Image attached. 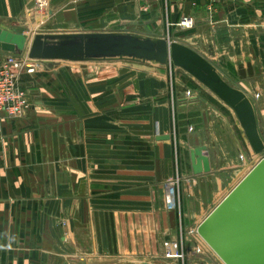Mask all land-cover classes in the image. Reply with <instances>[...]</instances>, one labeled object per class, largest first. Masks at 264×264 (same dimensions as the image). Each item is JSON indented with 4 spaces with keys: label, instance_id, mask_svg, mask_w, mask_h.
I'll list each match as a JSON object with an SVG mask.
<instances>
[{
    "label": "crops",
    "instance_id": "obj_1",
    "mask_svg": "<svg viewBox=\"0 0 264 264\" xmlns=\"http://www.w3.org/2000/svg\"><path fill=\"white\" fill-rule=\"evenodd\" d=\"M194 3L0 0V29L130 32L184 43L249 96L264 141V0ZM185 17L192 29L177 26ZM5 56L0 51V65ZM108 63L42 62L44 101L19 119L0 115V264H179L164 258L162 244L178 235L164 193L178 164L173 118L196 108L206 91L178 68L171 83L167 66ZM34 77L24 75V86ZM237 128L230 136L240 154L258 160ZM207 155L213 173L226 166ZM227 159L218 172L235 165L232 154ZM180 161L185 173L183 150ZM201 257L188 264H218Z\"/></svg>",
    "mask_w": 264,
    "mask_h": 264
},
{
    "label": "water",
    "instance_id": "obj_2",
    "mask_svg": "<svg viewBox=\"0 0 264 264\" xmlns=\"http://www.w3.org/2000/svg\"><path fill=\"white\" fill-rule=\"evenodd\" d=\"M0 48L8 54L21 51L30 60L42 62H132L159 66L171 62L215 95L235 113L258 160L202 220L197 231L223 264H264V141L249 96L230 85L208 58L184 43L130 32L36 33L31 37L0 29ZM205 152L206 147L191 151L195 176L212 172Z\"/></svg>",
    "mask_w": 264,
    "mask_h": 264
},
{
    "label": "rangeland",
    "instance_id": "obj_3",
    "mask_svg": "<svg viewBox=\"0 0 264 264\" xmlns=\"http://www.w3.org/2000/svg\"><path fill=\"white\" fill-rule=\"evenodd\" d=\"M10 32L31 37H33L35 34L28 31ZM0 51L2 54H4V56L6 55V59L8 58V56H15L18 59L27 58L25 56V53L21 51H16L13 54H8L2 51L1 48ZM40 63H42V61L28 62V65L34 66V72L32 73V76H36L34 77V85H30V87L28 86L32 90L31 100L33 102L44 101V90L42 89V86L47 84V82H44L47 77L45 76V72L42 70L43 68L39 65ZM89 65L92 66L99 64ZM104 65L112 66L113 64H103V67H106ZM29 79L31 82V77H29ZM194 85L197 92L200 91L199 89H202L197 81H194ZM236 124L239 127L237 117L233 110L228 106L226 107L225 104L221 103L218 98H216L209 91L202 92V94L200 95V102L196 106V108L186 110V112H184V114L180 118L179 113L177 112L175 119L173 118L172 134L175 145V160L176 163H178L177 165H179L180 167V176L184 179L181 183V192L184 200V210H189V223L190 225H192L190 227L198 226L202 222V220H204L221 203V201L247 174L248 167L250 165L253 166L257 162V158L254 160L250 158L249 160L247 156L245 157L244 155H241L235 140L230 136L231 130L234 131L235 134H239ZM236 137H238L237 134ZM244 139L246 140L245 137ZM181 141H185L186 144H181ZM243 144L245 145L244 142ZM193 145L198 146L193 147ZM200 147H206V155L208 153L209 155L211 154L214 158L215 155L218 157V159L223 158L222 160L225 161L224 163L226 166L219 165V170L214 173L211 172L209 174L197 177L193 176L191 170L190 154L192 150ZM181 150L184 151V154L186 156L187 171L185 173L182 172L181 161L178 162ZM229 154H232V160L235 165H232L231 169H229L225 173L218 172L228 167L226 162L229 160L227 159ZM241 156H244V159H241ZM249 157L251 156L249 155ZM244 162L246 165H243ZM242 166H246L244 168L245 170H243ZM191 179H193V182L191 181ZM168 210L171 209L168 208ZM157 240L160 241L159 238ZM171 241L172 240L165 242L160 241V243L162 242L164 248L166 249L167 245ZM153 243L154 242H152V244ZM199 255H195L192 252L189 260L198 262L202 258ZM214 255L215 254L212 253V258L218 260V264H223L219 260V258Z\"/></svg>",
    "mask_w": 264,
    "mask_h": 264
},
{
    "label": "built area",
    "instance_id": "obj_4",
    "mask_svg": "<svg viewBox=\"0 0 264 264\" xmlns=\"http://www.w3.org/2000/svg\"><path fill=\"white\" fill-rule=\"evenodd\" d=\"M172 1L173 0H165L166 6H168ZM180 1H191L193 2V5H195L194 2L196 0ZM203 1H205L209 6H212L217 0ZM37 5L41 9L44 8V3L42 4L37 2ZM168 26H171V24ZM177 26L182 29H192L194 23L191 18L185 17L177 24ZM29 61L36 62L30 60L29 58L18 59L15 56H8L2 65H0V115H5L11 119H19L25 117L33 107V101L31 100L32 90L29 87L24 86L23 83L24 74L29 75L34 72V66L28 65ZM166 66L169 69L171 83H173L174 73L177 68L171 62H169ZM194 96L195 95L191 92H187V101L193 100ZM172 103L174 108L175 101L173 100ZM241 159H244V157L241 156ZM253 166H247V171L249 172ZM183 180L184 179L181 178L179 167L177 165L175 177L164 184L166 205L169 209L176 213L178 218V235L176 239L172 240L167 245L164 258L167 260H176L179 264H188L190 257V251L188 248L189 244L193 246L192 252L195 255L200 254L199 256H204L205 254L212 255V253H215L199 236L197 231L198 226L187 227L186 225L184 200L181 192V183ZM191 181L193 182V179H191ZM214 256H216V254Z\"/></svg>",
    "mask_w": 264,
    "mask_h": 264
}]
</instances>
